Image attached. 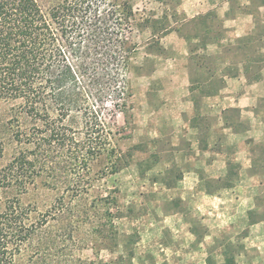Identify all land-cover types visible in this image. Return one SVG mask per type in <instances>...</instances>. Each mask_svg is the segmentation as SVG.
I'll return each mask as SVG.
<instances>
[{
	"label": "rangeland",
	"instance_id": "1",
	"mask_svg": "<svg viewBox=\"0 0 264 264\" xmlns=\"http://www.w3.org/2000/svg\"><path fill=\"white\" fill-rule=\"evenodd\" d=\"M38 1L47 5L54 0ZM133 4L136 12L159 20L139 38L161 32V50L154 54L140 48L127 73L133 96L123 112L106 117L116 153L90 161L81 175L84 189L78 191L52 186L51 181L65 173L44 169L33 176L28 190L18 196L38 225L13 264H207V256L203 260L201 254L205 244L197 260L178 262L174 247L165 244L180 238L213 240L215 246L207 254L214 260L210 264L223 263L221 254L228 257L223 264L234 263L238 243L222 251L216 247L239 242L246 230L209 232L203 215L190 209L184 197L190 186L201 194L229 184L195 167L201 165L195 159L196 137L205 148L209 128H217L216 112L207 105V96L215 94L205 95V90L213 81L221 85V79L237 75L240 63L247 66L250 79L259 76L264 22L256 24L254 34L235 36V25L225 20L237 10L235 2L227 10L223 0ZM28 124L0 105L1 166L22 147L14 131ZM65 168L74 173L75 167ZM188 172L198 175L183 179ZM13 195L3 193L0 206Z\"/></svg>",
	"mask_w": 264,
	"mask_h": 264
},
{
	"label": "trees",
	"instance_id": "2",
	"mask_svg": "<svg viewBox=\"0 0 264 264\" xmlns=\"http://www.w3.org/2000/svg\"><path fill=\"white\" fill-rule=\"evenodd\" d=\"M157 22L136 12L133 0H0V105L30 123L14 131L22 147L0 165V196L14 193L0 206V264H13L37 229L18 196L36 173H65L52 186L78 191L90 161L115 155L106 117L123 112L133 96L127 73L140 48L160 52L161 32L139 38ZM220 81L205 95L216 94Z\"/></svg>",
	"mask_w": 264,
	"mask_h": 264
},
{
	"label": "crops",
	"instance_id": "3",
	"mask_svg": "<svg viewBox=\"0 0 264 264\" xmlns=\"http://www.w3.org/2000/svg\"><path fill=\"white\" fill-rule=\"evenodd\" d=\"M232 2L236 3L237 10L225 20L235 25V36L254 34L256 24L264 22L261 12L264 0H223L226 10L232 7ZM238 70L237 75L227 76L217 95L207 96L209 110L217 115V128L214 125L209 128L205 148H201L198 136L195 139L199 142L196 149L199 157L195 159L201 164L195 167L229 184L201 194L190 186L181 198L184 197L190 209L203 215L202 220L211 233L246 230L239 242H230L231 246L236 247L238 243L239 247L232 254L233 264H264V63L256 79L248 77L244 64L240 63ZM191 174L188 172L183 179H194L198 172ZM203 244L204 260L209 254L208 248L215 246L213 240L180 238L165 245L174 247L173 255L178 262H183L197 260L195 257ZM226 244L217 245L216 250L222 251ZM224 256L221 254L220 260Z\"/></svg>",
	"mask_w": 264,
	"mask_h": 264
}]
</instances>
